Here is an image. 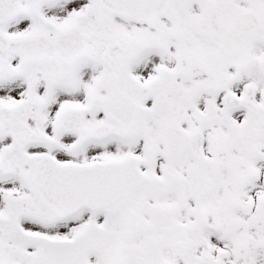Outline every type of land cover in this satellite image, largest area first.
Instances as JSON below:
<instances>
[{
  "label": "snow or ice",
  "instance_id": "6c2138e0",
  "mask_svg": "<svg viewBox=\"0 0 264 264\" xmlns=\"http://www.w3.org/2000/svg\"><path fill=\"white\" fill-rule=\"evenodd\" d=\"M0 264H264V0H0Z\"/></svg>",
  "mask_w": 264,
  "mask_h": 264
}]
</instances>
